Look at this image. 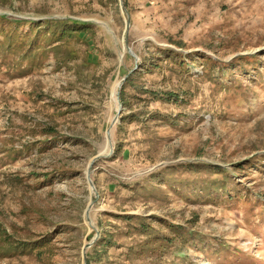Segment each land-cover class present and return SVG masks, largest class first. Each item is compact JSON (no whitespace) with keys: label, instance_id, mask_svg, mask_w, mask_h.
<instances>
[{"label":"rangeland","instance_id":"obj_1","mask_svg":"<svg viewBox=\"0 0 264 264\" xmlns=\"http://www.w3.org/2000/svg\"><path fill=\"white\" fill-rule=\"evenodd\" d=\"M123 6L0 0V264H264V0Z\"/></svg>","mask_w":264,"mask_h":264},{"label":"water","instance_id":"obj_2","mask_svg":"<svg viewBox=\"0 0 264 264\" xmlns=\"http://www.w3.org/2000/svg\"><path fill=\"white\" fill-rule=\"evenodd\" d=\"M120 2H121V5H122V7H123V9H124L125 7L123 6V0H120ZM130 24H131V19H130L129 14L127 13L126 30H125V40H126V41H125V49L127 50V52H128L131 56H133L136 60H138L137 55H136V54L133 52V50L129 47V44H128V42H127V40H128V32H129V28H130ZM126 79H127V77H125V78L123 79V82H125ZM123 82L120 84V88L122 87ZM121 108H122V106L120 105V108H119V110H118V112H117V115H116V117H115V118L113 119V121H112V127L115 125V123L117 122L119 116H120L121 113H122V109H121ZM107 134L109 135L110 145H111V148H112V141H111V128L107 131ZM111 152H113V149H112ZM99 157H100V156H97V158L93 159L92 163L89 165V167L87 168V172H86L87 181H88L89 185H91V187L93 188L92 190L95 189V186H94L93 181H92V179H91V167H92L93 163L95 162V160L98 159ZM93 203H94V201L91 200V202H90V204H89V206H88V208H87V210H86V217H87V221H88L89 223H91L90 212H91V210H92ZM91 226H92V225H91ZM95 241H96V239H95ZM95 241H94V242H95ZM91 244H93V243H91ZM84 255H85V252H84ZM85 261H86V260H85Z\"/></svg>","mask_w":264,"mask_h":264},{"label":"bare ground","instance_id":"obj_3","mask_svg":"<svg viewBox=\"0 0 264 264\" xmlns=\"http://www.w3.org/2000/svg\"><path fill=\"white\" fill-rule=\"evenodd\" d=\"M108 136V138H109V135H107ZM110 143V142H109ZM90 188H91V190L93 189L92 187H91V185H90Z\"/></svg>","mask_w":264,"mask_h":264},{"label":"trees","instance_id":"obj_4","mask_svg":"<svg viewBox=\"0 0 264 264\" xmlns=\"http://www.w3.org/2000/svg\"><path fill=\"white\" fill-rule=\"evenodd\" d=\"M127 80V79H126ZM217 169H220V168H217Z\"/></svg>","mask_w":264,"mask_h":264}]
</instances>
